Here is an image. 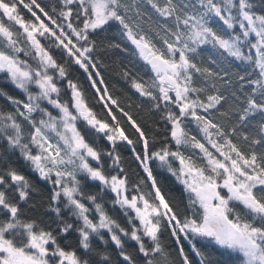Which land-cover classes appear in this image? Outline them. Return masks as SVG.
I'll list each match as a JSON object with an SVG mask.
<instances>
[{
    "label": "snow or ice",
    "instance_id": "6c2138e0",
    "mask_svg": "<svg viewBox=\"0 0 264 264\" xmlns=\"http://www.w3.org/2000/svg\"><path fill=\"white\" fill-rule=\"evenodd\" d=\"M57 6L54 19L38 0H0V74L26 97L0 91L12 108L0 109V138L51 186L45 223L21 210L37 191L32 182L11 164L0 168V264H192L190 254L197 264H217L218 249L234 256L232 264H264V0L261 12L250 0ZM110 29L120 43L105 46L125 53L130 46L142 62L143 75L122 72L143 101L126 107L147 104L164 122L156 150L155 137L105 84L97 52ZM207 48L218 57L205 63L198 57ZM229 58L227 67L218 63ZM122 146L144 175L132 179ZM153 162L183 186L181 198L164 190ZM105 194L126 226L105 210ZM165 234L178 259L166 251Z\"/></svg>",
    "mask_w": 264,
    "mask_h": 264
},
{
    "label": "trees",
    "instance_id": "16d2710c",
    "mask_svg": "<svg viewBox=\"0 0 264 264\" xmlns=\"http://www.w3.org/2000/svg\"><path fill=\"white\" fill-rule=\"evenodd\" d=\"M42 4V6L45 7L46 10L49 11L50 15H53V18L55 19L56 16L51 12V8L53 6H57V0H38ZM251 3L256 5L254 8V11L261 12L262 9L260 7L261 0H250ZM57 10L58 6H57ZM25 16H27V12L24 11ZM155 18V17H154ZM106 39L99 44V49L97 52V55L100 58L101 66H102V75L105 80V84L109 88L110 93H112L115 97H118L121 101L122 106H125L126 110L132 111L134 118L137 119L139 123H141L146 133L149 135V137H155V148L153 150H156V148H159L161 146V141L164 140L165 137V125L163 121L159 120L158 114H152L148 111L149 105L144 104V107L137 110L135 107L132 109H128L126 106L129 102H133L134 104H141L142 98L139 97L138 94L135 93V90L131 88L130 81L126 80L122 72L127 69L131 72H140L141 75H143V71L140 68V64L142 62L136 61L132 55H131V47L129 46V52L125 53L121 49H113V48H107L105 45L110 42L120 43V37L118 33L115 31V29H110L106 34ZM123 47V46H122ZM212 56L213 59H217L218 53H216L214 50H211L210 48L205 49L203 52H201L200 57L198 59L204 60L205 63H207V57ZM57 57L59 58V54L57 53ZM23 58V57H22ZM218 63L221 67H227L229 63H232V58H229L227 61H220L218 60ZM236 64H239V62H234L233 67H235ZM70 72L74 77L79 78L81 83L84 84V87L87 89V95L89 98H92L93 90L91 88L87 87V82L84 80L83 72L82 70H79L75 67L70 69ZM147 78V77H145ZM0 91H3L9 95H12L13 97L17 99L24 100L26 97L21 92V90L17 89L10 81H7L2 74H0ZM68 93L62 94V99H67ZM44 107H48L50 111L54 112V110L51 108V106L47 105L46 102L42 104ZM227 107V105H225ZM0 109L10 111L12 110L11 105L9 102L5 100L3 96H0ZM97 111H100L99 106L96 108ZM223 110V109H221ZM55 113V112H54ZM34 117L36 119H39V114H35ZM260 118L257 116L253 121L252 124L256 125L259 122ZM78 127L81 128L82 132L84 131L82 125H78ZM25 128L27 130V125H25ZM86 138L89 140L92 139L91 133H85ZM151 142V141H150ZM171 143V141H168ZM101 146L106 147L107 145H104L103 140L99 141ZM140 150V146L137 145V151ZM120 151L122 155L125 157V168L129 170L130 174L132 175V179L135 180L137 178V174L142 176L144 175L142 171L137 167V164L134 162L132 153L128 150L126 146H122L120 148ZM7 164H11L13 167L17 168L22 174H24L30 182L35 186L37 189L36 192H34L31 196V199L26 204H21V210L22 213L25 216L38 218L45 223L49 221V217L51 216V213L47 212L46 209L48 207L47 205V197L50 192L51 186L48 184H45L38 176V173H35L30 165L23 160V158L20 156L19 150H9L7 147L6 142L0 138V168H3ZM152 167L154 169V174L157 176L158 180L161 181L163 188L166 192H169L170 194L174 195L177 198L182 197L183 193V186L179 184L178 181H176L175 177H173L170 173L167 172L166 169L159 168L158 162H153ZM86 192L95 190L93 185H87L86 186ZM185 202H186V196H183ZM114 199V196L105 194V198L103 201H100L104 204L105 210L108 212L110 216H112L114 219H116L122 226H126L125 217L120 210L118 205H113L112 200ZM55 225H53L54 227ZM162 242L165 245L166 251L170 252L172 255V258L178 259L176 257V248L177 245L175 244L174 240L172 238H169L167 234H165L164 237L161 238ZM68 240L74 241L75 240V234L68 237ZM94 246L105 248L104 245L100 244L99 241L94 240L93 241ZM127 246L129 248L135 247L133 242L128 241ZM198 247H202L200 243L197 244ZM184 247L186 251L189 248L188 242H184ZM107 251L109 254L113 257V259L116 258V249L113 245L108 244L106 246ZM190 259L192 260V264H197L198 257L194 256L193 254H190ZM213 259L217 261V264H232V261L234 259L233 255H230L229 252H226L222 249L215 250L213 253Z\"/></svg>",
    "mask_w": 264,
    "mask_h": 264
},
{
    "label": "rangeland",
    "instance_id": "374dc122",
    "mask_svg": "<svg viewBox=\"0 0 264 264\" xmlns=\"http://www.w3.org/2000/svg\"><path fill=\"white\" fill-rule=\"evenodd\" d=\"M33 90H35V89H33ZM47 103V102H46ZM54 110V109H53ZM55 112V113H54ZM54 112H53V115H56L57 114V110H54Z\"/></svg>",
    "mask_w": 264,
    "mask_h": 264
},
{
    "label": "built area",
    "instance_id": "2783aa9c",
    "mask_svg": "<svg viewBox=\"0 0 264 264\" xmlns=\"http://www.w3.org/2000/svg\"><path fill=\"white\" fill-rule=\"evenodd\" d=\"M35 115V114H34Z\"/></svg>",
    "mask_w": 264,
    "mask_h": 264
}]
</instances>
